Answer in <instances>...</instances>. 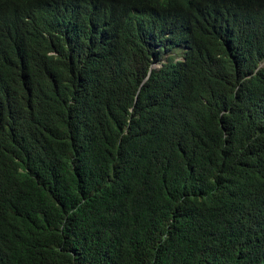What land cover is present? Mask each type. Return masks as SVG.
Wrapping results in <instances>:
<instances>
[{"label": "trees", "instance_id": "obj_1", "mask_svg": "<svg viewBox=\"0 0 264 264\" xmlns=\"http://www.w3.org/2000/svg\"><path fill=\"white\" fill-rule=\"evenodd\" d=\"M263 59L264 0H0V264H264Z\"/></svg>", "mask_w": 264, "mask_h": 264}, {"label": "clouds", "instance_id": "obj_2", "mask_svg": "<svg viewBox=\"0 0 264 264\" xmlns=\"http://www.w3.org/2000/svg\"><path fill=\"white\" fill-rule=\"evenodd\" d=\"M175 60H176V61H179V60H181V57H176ZM263 65H264V59L260 62L259 67H260V66H263ZM149 67H150L151 69H153V68H156L157 66H156L155 64H151Z\"/></svg>", "mask_w": 264, "mask_h": 264}]
</instances>
